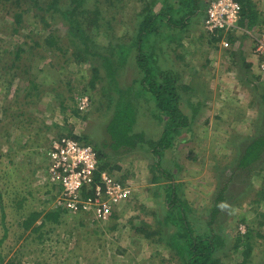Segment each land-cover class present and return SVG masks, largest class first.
Returning <instances> with one entry per match:
<instances>
[{"label":"rangeland","instance_id":"374dc122","mask_svg":"<svg viewBox=\"0 0 264 264\" xmlns=\"http://www.w3.org/2000/svg\"><path fill=\"white\" fill-rule=\"evenodd\" d=\"M101 1L108 19L112 15L117 16L112 22L113 32H103L123 37L126 30H130L129 26L134 27V13L142 8L143 3L141 0H114L115 6L110 7L106 0ZM254 2L258 3L264 22V0ZM159 8L160 3L155 10ZM5 15L6 11L0 5V17ZM5 21L2 24L5 26L0 25V177H8L6 173L11 176L6 180L0 179V239L4 235L2 207L4 225L8 228L2 245L3 254L10 257L18 252V259L23 264H136L135 261H139L138 264H177L173 254L159 244L156 255L151 254L149 259L148 255L144 257L123 252L130 236L135 239L134 243L143 242L139 237L142 234H136L134 227L143 226L150 231L151 225L155 226L163 218L165 212H162V206L166 201L164 187L173 182L179 186V199L185 200L191 209L189 220L195 234L219 236L225 246L217 251L218 257L223 258L225 264H242L245 259L243 252L234 249L236 238L243 235L241 227L244 226L246 232L249 227L253 228V235L257 232L264 235V201L257 202L260 192L264 191V151L255 163L247 167L239 166L250 143L264 136V70L261 68L264 56L256 53L258 36L264 33V25L255 28L252 34L239 27L234 34L238 37L234 45H228L225 36L222 42L213 47L208 45V38L199 40L203 32L207 34L203 26H190L186 33L178 32L176 37L182 36L181 45L167 38L160 39L159 47L155 50L159 56L158 65L179 76L180 108L187 116H193L189 120L190 128L187 126L183 129L176 137V146L167 150L161 160L158 171H166L172 179L163 177L162 173L152 168L159 158L154 157L148 141H156L163 131L160 119L152 114L158 113L156 104L149 94L142 99L134 96L138 98L132 100L140 115L139 125L135 126L134 131L143 132L145 141H138L140 146L137 145L132 151L116 153L110 147L105 149L113 167L108 172L123 182L131 183L135 189L132 201L116 211L119 220L98 224L90 222L86 216L66 214L60 218V223L43 229L44 232H50L51 228L53 230L42 240L38 233L30 235V231L19 240L24 231L20 224L23 221L21 217L25 216L26 211L55 209V194H47L46 191L52 188L47 179L42 178L46 172V150L50 142L70 136L73 129L72 135H87L90 142L102 148L100 143L104 136L99 128L111 120V108L107 109V98L100 90L94 91L88 87V93H82L81 89L89 81V65L77 67L71 64L67 71L70 74L65 75L66 71L63 73L59 67L53 68L52 64L57 63L56 57L35 63V67L43 69V72L37 73L42 93L39 101L33 99L36 104L32 103L31 107L26 105L25 92L17 91L24 88L26 82L14 80L13 73L8 71L11 55L7 49L16 41H25L23 35H27L30 29L14 35L10 19L6 18ZM64 27L62 29L59 24L55 26L60 35L67 31V27ZM37 32L36 37L40 36ZM162 32L168 35V29L162 28ZM106 39L109 40L104 34L100 44L107 45ZM119 43L126 44L127 39L123 38ZM241 45L245 49L241 51L251 50L252 55L258 58L254 69L242 65ZM101 51L108 55L105 49ZM207 60L210 63L204 65ZM129 61L120 70L118 81L120 87L126 89L133 86L135 90L138 84L134 80L139 78V71L132 57ZM103 77L104 84L109 88L105 72ZM67 83L72 84V93ZM184 85L193 86V91H184L181 87ZM53 86L58 91L52 92ZM106 90L110 95L114 94ZM57 94L62 96L58 98ZM81 96L88 97L91 102L84 112L79 110L77 104ZM63 97L68 107L66 110L60 104ZM192 104L197 109L196 113ZM4 108L6 112L2 111ZM75 109L79 110L77 115L73 112ZM22 121L24 123L20 124ZM188 129L190 134L187 133ZM153 175L160 176L158 183L151 181ZM15 193L20 196L16 197ZM19 198H25L22 205L18 203ZM217 203L220 212L214 221L211 213ZM212 220L208 230L207 225ZM114 224L116 229H112ZM173 227L162 228V236L153 234L150 240L160 238L163 240L161 244H165L164 238L170 237L166 232L175 230ZM252 240L255 245L247 264H264V237L256 236Z\"/></svg>","mask_w":264,"mask_h":264},{"label":"trees","instance_id":"16d2710c","mask_svg":"<svg viewBox=\"0 0 264 264\" xmlns=\"http://www.w3.org/2000/svg\"><path fill=\"white\" fill-rule=\"evenodd\" d=\"M93 1L95 3L90 7ZM211 1L213 0H141V3H143L142 8L134 13L136 18L132 24L134 27L129 26L130 30H126L123 37H117L114 33L112 34L114 30L112 22L117 19V16L112 15L108 19L102 9L101 0H0V5H3L4 11H6V15L0 17V25L6 22V18H9L14 35H19L21 30L30 29L27 35H23L25 41H16L10 49H7L11 55L8 71L13 73L14 80L19 79L22 83L26 82V86L18 88L17 91L25 92L24 99L28 100L26 105L31 107L32 103H37L33 99L39 101L40 93H42V84L38 82L37 73L43 72V69L35 67V63L46 58L56 57L57 63L52 64L53 68L59 67L63 73L66 71L65 75L70 74L67 71H69L71 64H75L77 67L89 65V81L81 89L82 93H88V87L90 90H100L103 96L107 98V103H105L107 109L111 108L109 113L111 120L107 125L101 126V129L99 128L104 136L103 142L100 143L102 148L98 147L95 142L91 141V143L87 135L82 137L72 135V128L70 136L96 148L99 158V171L113 169L110 157L105 153L107 147H110L111 151L116 153L124 150L132 151L137 148L141 141H145L143 132L136 133L134 131L135 126L139 125L140 115H138L139 112L132 98L138 99L137 97H140L142 99L149 94L150 99L154 100L158 109V113L152 112V114L160 119L163 126L160 138L156 141H148L154 157L159 158L152 168L169 179L171 178L169 173L158 171L161 169V160L167 150L176 146L178 143L176 137L182 133L185 127L191 124L189 120H192L193 116H187L180 108L181 92L179 89L181 90V88L177 85L179 76L172 70H164L158 65L159 56L155 50L159 47L158 41L160 39L165 40L167 38L166 40L176 41L178 45H181L182 36L177 38L176 35L178 32L186 33L190 26L204 27L207 34L203 32L199 40H203L205 37L208 38L209 46H217L223 41L224 36L228 45H234L236 40L234 34L237 31L227 32L226 34L225 30L217 29L211 32L205 27ZM237 1L241 5L238 27L248 30L257 26H260L259 28L263 27L264 22H259L261 12L257 7L258 3H255L254 0ZM106 2L110 7L115 6L114 0H106ZM158 3H160V8L156 11L155 6ZM58 24L63 27L62 29L65 28L64 26L67 27L64 35H60V31L55 28ZM162 28L168 29V35L162 32ZM37 30L40 35L37 36L38 39L36 37ZM103 31L112 32L104 33ZM104 34L109 39H106L107 45L100 44ZM116 37L117 42L115 41ZM123 38L127 39L126 44L119 43V40ZM102 49H105L108 55L103 54ZM240 53L242 65L248 69L252 68V64L245 61L246 56L244 53L242 51ZM232 55L235 56L236 53L233 52ZM131 57L136 65V70L139 71V78L134 80V83L138 84V89L135 90H133V86L126 89L120 87L118 81L120 70L130 63L131 60L129 61V59ZM179 58L182 59V56L180 55ZM134 63H131V65ZM209 63L210 60H207L204 65ZM104 72L108 77L106 80H108L109 88L104 84ZM67 84L69 92L72 93V84ZM181 87L184 91H193L191 85ZM106 89L114 92L117 97L114 94L110 95ZM51 91H58V89L56 90V87L53 86ZM56 96L60 98L62 95L57 94ZM70 98L74 100V97L70 96ZM60 104L63 110L68 108L65 106L64 97L60 99ZM191 107L196 113L197 109L193 104ZM6 110L4 108L2 111L6 112ZM73 112L77 115L79 110L75 109ZM23 123L22 121L20 124ZM97 133L98 131L95 132V134ZM187 133H191L190 129L187 130ZM263 151L264 136L254 139L250 143L240 159L239 166L247 167L255 163ZM117 169H120V167L117 166ZM6 174L8 177L3 175L0 179L4 178L3 180H6L11 176L9 173ZM159 179V175H153L151 181L158 183ZM52 190L57 191V187H53ZM164 191L166 201L162 206V212L164 211L165 215L156 222L155 226L151 225L150 227L156 230L152 231L150 229L148 231L143 226H139L134 227L136 233L149 239L153 234H159L161 237L162 228L174 226L175 230L166 232L167 236L170 237H166L165 244L166 248L173 254L177 264H225L224 259L219 258L217 252L225 246L224 241L219 236H208L206 233L195 234L196 231L192 230L193 224L189 220L191 209L185 200L179 199V186L177 183H168L165 185ZM15 194L16 197L20 196L18 193ZM24 201L25 198L23 200L19 198V205H22ZM261 201H264V191L260 192V198L257 200V202ZM218 205L219 203L211 213L214 221L220 212ZM2 214L4 235L0 239V264H23L18 259V252L10 257L2 252V245L8 233V228L4 225V207H2ZM66 214L68 213L61 209L26 211L25 216L21 217L23 221L20 224L24 231L19 240L24 238L28 231L31 232L30 235L38 233L39 238L42 240L47 233L53 230L51 228V230L49 229L50 232L48 230V232H44L43 229L51 224L60 223V218ZM114 218H118L116 213L111 220L116 221ZM213 220L208 223V230ZM116 227L114 224L112 229H116ZM254 231L253 228L249 227L246 234L243 233V235L236 238L234 249L240 250L245 256L242 264L249 263V257L255 245L252 238L256 236L264 237L261 232L253 235ZM155 242L159 244L163 240L159 238Z\"/></svg>","mask_w":264,"mask_h":264},{"label":"built area","instance_id":"2783aa9c","mask_svg":"<svg viewBox=\"0 0 264 264\" xmlns=\"http://www.w3.org/2000/svg\"><path fill=\"white\" fill-rule=\"evenodd\" d=\"M241 5L237 0H213L207 12L208 31L238 29ZM256 53L264 56V33L258 36ZM264 70V59L261 64ZM80 111L90 107V99H77ZM46 178L55 191V209L72 216H86L98 224L108 223L122 205L132 201L135 193L129 182H123L108 171H99L96 148L77 138L63 136L50 142L46 150ZM245 233L244 226L241 227Z\"/></svg>","mask_w":264,"mask_h":264},{"label":"crops","instance_id":"0c3cea01","mask_svg":"<svg viewBox=\"0 0 264 264\" xmlns=\"http://www.w3.org/2000/svg\"><path fill=\"white\" fill-rule=\"evenodd\" d=\"M261 12V11H260ZM262 13H261V15L259 16V22L260 23H262ZM262 25V24H261ZM260 26H257V27H254L253 29H250V30H248V29H244V28H242L241 27V30H243V31H245L247 34H252V31H254L255 30V28H259ZM227 33V32H226ZM236 38H238V37H236ZM205 45V44H204ZM208 45H209V43H208ZM206 46V45H205ZM208 47V46H207ZM203 48V47H202ZM207 49V48H206ZM240 49V51L242 50V49H244V47L241 45V47L239 48ZM245 50V49H244ZM243 53H244V55L246 56V59H247V57L249 58L248 59V61L246 60V62L247 63H251L252 64V68L253 67H255V64L256 63H258L257 62V60H258V58L256 59V57L255 56H253L252 55V51L251 50H247V52L246 51H242ZM256 60H255V59ZM254 69V68H253ZM48 167V163H47V165H46V168ZM117 168V167H116ZM45 171H46V169H45ZM35 183H36V181H35ZM50 187H51V185H49ZM52 188V187H51ZM47 192V194L48 193H53V196H54V192H53V190H50V191H46ZM122 206H124V205H122ZM66 212V211H65ZM115 219V218H114ZM118 220H119V218H117ZM84 220V219H83ZM91 222V221H90ZM136 234H138V233H136ZM135 234V235H136ZM138 235H140V234H138ZM139 237H141L142 238V240H143V242H142V244H139V243H137V241H136V243H134V241H135V239H133V238H131V236L128 238L129 239V242L127 243V244H125V246H124V253L127 251V252H129V253H135V254H139V255H143L144 257H147V255H148V258L147 259H149L150 257H151V254H153V255H156V246L158 245L156 242H155V239H153L152 241L149 239V238H145L143 235H140ZM144 237V238H143ZM118 239V238H117ZM165 240L167 239L166 237L164 238ZM118 240H120V239H118ZM118 240H116V241H118ZM125 240V239H124ZM123 240V241H124ZM133 241V243H131ZM159 246H161V248L163 247L164 249H167L166 248V244H161V243H159ZM168 250V249H167ZM151 252V253H150ZM150 262H151V260H150ZM135 263L136 264H138L139 263V261H135Z\"/></svg>","mask_w":264,"mask_h":264},{"label":"clouds","instance_id":"9594fccd","mask_svg":"<svg viewBox=\"0 0 264 264\" xmlns=\"http://www.w3.org/2000/svg\"><path fill=\"white\" fill-rule=\"evenodd\" d=\"M239 28V27H238ZM237 29H235V30H232V31H229V32H234V31H236ZM225 32H227V31H225ZM227 34V33H226Z\"/></svg>","mask_w":264,"mask_h":264}]
</instances>
